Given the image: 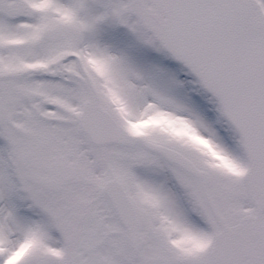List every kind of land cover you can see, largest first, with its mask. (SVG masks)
Segmentation results:
<instances>
[{"label": "snow or ice", "instance_id": "6c2138e0", "mask_svg": "<svg viewBox=\"0 0 264 264\" xmlns=\"http://www.w3.org/2000/svg\"><path fill=\"white\" fill-rule=\"evenodd\" d=\"M0 264H264V0H0Z\"/></svg>", "mask_w": 264, "mask_h": 264}]
</instances>
